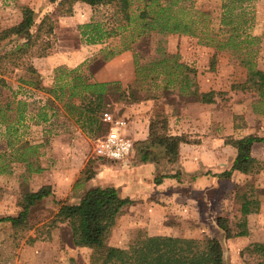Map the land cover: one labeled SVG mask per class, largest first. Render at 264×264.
<instances>
[{
  "label": "rangeland",
  "instance_id": "obj_1",
  "mask_svg": "<svg viewBox=\"0 0 264 264\" xmlns=\"http://www.w3.org/2000/svg\"><path fill=\"white\" fill-rule=\"evenodd\" d=\"M57 1L0 0V31L27 15L34 21L29 29L33 35L44 14L54 21L52 34L41 35L49 46H32L25 57L44 89H19L16 77L23 71L17 67L4 75L8 86H0V217L16 214L21 192L34 191L42 185L51 189V195L29 207L27 227L15 231L8 222H0V264H69V259L88 264L89 248L70 246L66 233L58 228L51 229L48 239L41 238L45 235L44 224L55 212V202L75 203L86 186L118 183L121 195L122 174L136 165L131 157L111 162L95 156V140L106 127L97 119L89 131L77 107L86 100L69 95L81 89L80 84L73 86L78 83L71 80L73 77L102 83L101 79H110L119 66L129 76L135 69V83L121 86L119 80L112 79L105 85L100 102L102 111L129 120L136 113V105L145 100L152 103L147 115H157L149 116L142 128L134 126L135 133L144 132V136L126 133L132 141L167 135L168 108L184 105L187 99L197 101L178 90V70L198 81L197 90L201 86L203 92L214 91L209 111L220 118L221 132L228 128L233 138L264 137V95L230 88L247 75L264 72V0H156L159 6L169 7V15L185 21L187 27L177 32L149 30L140 34L136 17L124 22L113 4L89 6L75 2L70 15H59ZM151 4L153 8L154 2ZM141 9L143 0H129L133 17ZM152 16V12L147 15L149 19ZM86 23L97 24L104 33L99 43L85 42L81 26ZM22 41L13 36L3 40L0 55ZM122 51L128 54L121 56ZM198 72L201 76L197 79ZM174 78L176 84H168ZM230 118L233 125L227 127ZM257 147L264 145L258 143ZM227 157L225 152L220 156ZM28 160L32 162L30 167ZM156 165L159 169L154 175L168 174L171 167L178 174L180 171L179 166L167 161ZM36 166L41 167L38 172L34 171ZM111 168V172H104ZM216 168L219 166L201 171L211 188L207 202L201 201L195 190L189 200L183 188L177 192L180 199H156L153 193L148 200H132L117 216L105 243L125 247L130 240L150 235L214 237L220 244L224 264H252L254 256L244 248L253 242H264V163L258 173L235 177L232 183L221 182L225 177H218ZM214 176L220 184L212 180ZM214 181L215 185L211 183ZM250 193L256 196L258 209L245 216L246 235L226 238L216 217L225 218L228 228L236 231L243 194Z\"/></svg>",
  "mask_w": 264,
  "mask_h": 264
},
{
  "label": "trees",
  "instance_id": "obj_2",
  "mask_svg": "<svg viewBox=\"0 0 264 264\" xmlns=\"http://www.w3.org/2000/svg\"><path fill=\"white\" fill-rule=\"evenodd\" d=\"M243 1V0H238ZM250 1V0H244ZM75 2H82L89 6L113 4L115 12L121 19L129 23L136 17L139 25L138 34L149 30L157 32H177L183 31L187 27L185 21L173 18L169 15L167 6L162 7L156 0H143V9L137 16H132L129 11V0H58L56 3L59 15H70ZM154 2L153 8L151 3ZM155 7V8H154ZM150 8V11L147 10ZM152 12V17H147ZM33 18L30 15L22 18L17 24L2 29L0 31V43L9 37H21L23 41L0 55V86L7 87L5 76L11 73L14 68H19L23 74L16 77L18 88L29 87L31 89L43 90L39 82V75L35 68L25 57L28 49L32 46L47 48L49 42L42 39L41 35L52 34L53 19L49 14H44L35 30V34L29 33L33 25ZM84 30L81 35L85 37L87 44L99 43L103 37V32L97 24L86 23L81 26ZM184 67V65H183ZM185 70H190L184 67ZM190 72V71H188ZM178 82L188 80L187 74L182 71H175ZM73 86L80 84V92L72 91L70 96H79L77 107L84 114L89 131L92 126L100 121L102 112L101 99L105 91V83L84 82L78 76L73 77ZM191 80L193 78L191 77ZM177 82V83H178ZM169 84V82H168ZM193 88L179 86L182 93L196 97L201 103L210 104L213 102L214 91L198 92L195 82L192 81ZM231 89L247 90L256 92L259 96L264 95V72L257 75H247L240 83L232 84ZM61 89V88H60ZM99 101V103L97 102ZM76 107V108H77ZM103 126V125H102ZM105 129V127H104ZM181 142H192L186 135H164L158 139H137L132 142L131 158L136 164L158 163L167 161L174 163L178 156V145ZM224 144H228L235 149V156L228 170L217 174L218 177L229 176L232 170L240 173L252 175L260 171L263 161L253 158L250 155V147L253 143L259 142L264 145V137L255 135H244L238 138L225 136ZM30 167L32 162L27 161ZM40 166H36L34 171L38 172ZM90 177V175H89ZM88 177V178H89ZM176 178L177 173L153 175L152 182L158 184L162 178ZM51 195L49 185H42L34 191H23L17 199L19 210L14 216L0 217V222H8L10 226L18 231L27 227V213L30 206ZM132 202L127 196L118 194L117 186H95L87 189L73 204L55 202V212L45 222V235L48 239L52 228L63 230L67 235V240L72 247L89 248L90 255L88 264H224L222 250L218 240L214 237L187 238L167 235H150L143 239L130 240L125 247L108 245L105 240L115 224L117 216L123 207ZM258 209V200L252 193L243 194L240 204V214L236 219L237 230L228 228L226 219L216 217L217 226L223 230L226 238L246 235L245 216L255 213ZM63 225V227L61 226ZM245 251L254 256L252 264H264V242H253L245 246ZM69 264H76L69 259Z\"/></svg>",
  "mask_w": 264,
  "mask_h": 264
},
{
  "label": "crops",
  "instance_id": "obj_3",
  "mask_svg": "<svg viewBox=\"0 0 264 264\" xmlns=\"http://www.w3.org/2000/svg\"><path fill=\"white\" fill-rule=\"evenodd\" d=\"M126 53V51H122L121 56L126 55ZM129 56H131V52L129 53ZM135 75V69L132 68L131 75L129 76L128 72L124 71L122 66H119L115 71H112L110 79L103 78L101 79V82L108 86L112 79H116L120 81L119 83H121V86H127L130 82L135 83L137 78ZM200 76L201 75L198 72L196 78L198 79ZM187 79L188 80H184L182 83L178 82V79V87L183 86L191 90L193 88L192 81L195 82L196 87H198L199 83L197 80H191V77H187ZM173 81L174 82H169V84H176L175 78ZM96 82L100 81L96 80ZM200 87L201 86H199L198 91L203 92ZM136 106H138L136 108V113L130 116V120L123 116H119L126 121L125 133L130 131L135 136L137 133H135L134 126L142 128V126L147 125L146 122L149 116L153 117L154 115H157L154 113L147 115L146 110H149L151 106H153L149 100H145L144 102L142 101ZM209 106L210 105L206 103L187 99L184 105L179 104L173 106L172 108H168L170 110L168 112L166 122L167 127L169 126L170 130L166 134H184L188 139H193L191 140L192 142H181L178 145V156L176 162L173 163V166H179V174L172 170L173 167H171L168 172L177 173V177H164L158 184H154L152 182V178L153 175L157 173L159 166L155 163L136 164L130 171L128 170V172L126 171L122 174V182L120 185V193L122 196H127L133 201H139L145 199L148 200L154 193L156 195V199H167L171 201L180 199L177 192L183 188V191H186L189 194L187 197L189 200H192L193 198L191 196V192L193 190L200 193L201 201L207 202L209 200L208 191L210 186L206 176L201 174L202 169L219 166V169L216 168L217 171H215V173L218 174L229 169L235 156V149L223 142L224 136L232 133L228 128L227 131H220V118L216 115V113H211V111H209ZM160 117L161 116H158L157 118ZM228 123L227 127H231L233 125L232 118L229 119ZM138 135L142 137L144 136V132H138L137 136ZM141 139H147V136ZM258 143L259 142H255L251 145L250 155L255 159L264 160V147H257ZM224 152L228 154V157L226 159H221L220 156H222ZM208 159H210L209 162L207 161ZM112 170V168L106 169L104 172L107 173ZM239 176L245 178L249 175L232 170L229 176H226L221 182L226 181L227 183H232L233 179ZM211 178L212 180H216V184H220V180H218L216 176ZM211 183L215 185V181ZM107 185L118 186L119 184L110 183ZM92 187L95 186H86L84 191Z\"/></svg>",
  "mask_w": 264,
  "mask_h": 264
},
{
  "label": "built area",
  "instance_id": "obj_4",
  "mask_svg": "<svg viewBox=\"0 0 264 264\" xmlns=\"http://www.w3.org/2000/svg\"><path fill=\"white\" fill-rule=\"evenodd\" d=\"M100 121L106 130L95 140V156L111 162L127 161L131 156L133 141L125 133V119L102 111Z\"/></svg>",
  "mask_w": 264,
  "mask_h": 264
}]
</instances>
